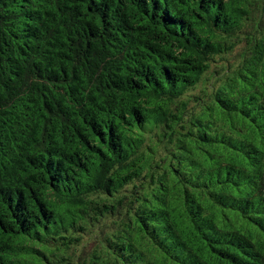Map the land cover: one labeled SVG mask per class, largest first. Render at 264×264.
I'll return each mask as SVG.
<instances>
[{
    "label": "trees",
    "instance_id": "1",
    "mask_svg": "<svg viewBox=\"0 0 264 264\" xmlns=\"http://www.w3.org/2000/svg\"><path fill=\"white\" fill-rule=\"evenodd\" d=\"M0 264H264V0H0Z\"/></svg>",
    "mask_w": 264,
    "mask_h": 264
},
{
    "label": "rangeland",
    "instance_id": "2",
    "mask_svg": "<svg viewBox=\"0 0 264 264\" xmlns=\"http://www.w3.org/2000/svg\"><path fill=\"white\" fill-rule=\"evenodd\" d=\"M234 57H235V55H230L228 58H229L230 60H232V59H234Z\"/></svg>",
    "mask_w": 264,
    "mask_h": 264
}]
</instances>
